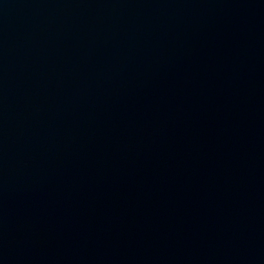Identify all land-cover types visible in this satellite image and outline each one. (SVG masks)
<instances>
[{"label": "water", "instance_id": "water-1", "mask_svg": "<svg viewBox=\"0 0 264 264\" xmlns=\"http://www.w3.org/2000/svg\"><path fill=\"white\" fill-rule=\"evenodd\" d=\"M0 264H264V0H0Z\"/></svg>", "mask_w": 264, "mask_h": 264}]
</instances>
